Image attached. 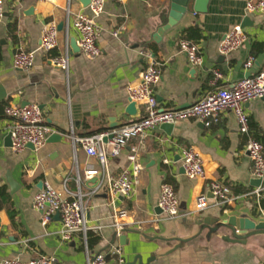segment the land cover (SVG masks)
Wrapping results in <instances>:
<instances>
[{"label": "crops", "instance_id": "1", "mask_svg": "<svg viewBox=\"0 0 264 264\" xmlns=\"http://www.w3.org/2000/svg\"><path fill=\"white\" fill-rule=\"evenodd\" d=\"M248 0H210L206 12L188 11L165 32L160 42L150 40L159 13L169 0H106L99 18L102 28L99 45L102 55L88 59L71 47L76 15L89 12L82 0H4L6 15L0 22V262L19 257L30 260L40 254H53L59 264H87L84 240L76 234L71 241L60 238L62 221L54 215L46 225L42 214L32 206L33 198L45 181L64 191L65 186L77 191V170L84 176L89 166L99 167L82 145L74 146L70 135L86 136L114 130L148 114L145 103H137L136 114L126 112L130 103L127 88L140 81L149 63L144 53H151L162 66V77L155 86L161 108L178 109L193 104L216 87H224L264 69V16L246 12ZM248 40L228 54L219 50L225 34L242 25ZM64 22L59 30V46L51 54L69 50L70 70L53 66L42 52H37L35 65L28 70L16 69V49L38 50L43 26ZM119 31L118 36L114 32ZM187 38L200 46L204 62L193 66L180 50L179 41ZM250 56L255 62L245 63ZM224 77L211 83L213 70ZM38 103L48 125L64 135V142H48L40 150L31 146L14 152L6 146L10 118L7 104ZM251 119L252 134L264 146V100L256 98L245 105ZM247 136L239 131L235 113L224 111L218 122L207 127L188 119L174 124L172 134L161 125L149 131L146 139H132L117 157H110L108 167L113 175L132 166L128 156L133 148L143 169L135 192L129 196L111 197L107 188L96 193L92 189L97 177L84 180L80 189L89 204V224L101 236L93 252L111 253V244L119 218L126 210V225L116 237L114 246L122 248L121 263L114 257L106 264H264V237L248 243H232L220 237L210 239L208 231L198 235L203 219L218 215L221 207L227 214H244L260 218L264 207L261 197L252 192L257 179L245 145ZM195 146L203 155L206 179L190 178L182 165L184 148ZM14 184L12 187L8 180ZM212 179L221 180L231 189L232 200L215 205L209 190ZM171 182L181 202L182 215L168 218L159 211L161 185ZM264 187V179L261 184ZM205 193L210 206L202 212L195 209V199ZM188 212H192L189 214ZM179 238H193L187 242ZM259 240V242H258ZM261 242V244H260ZM152 256H156L153 257Z\"/></svg>", "mask_w": 264, "mask_h": 264}, {"label": "built area", "instance_id": "2", "mask_svg": "<svg viewBox=\"0 0 264 264\" xmlns=\"http://www.w3.org/2000/svg\"><path fill=\"white\" fill-rule=\"evenodd\" d=\"M105 2L106 0H91L87 6L89 12L78 13L73 21V26L78 32L77 44L82 54L88 59H96L102 55V49L99 45L102 32L99 18L105 11ZM246 12L248 15L261 14L264 16V0H248ZM5 15L4 0H0V22L4 20ZM118 35L119 31H115L114 36ZM247 40L248 35L244 27L238 24L225 34L219 50L222 54H228L240 48ZM58 46V24L54 21L46 23L42 29L41 45L38 50L27 51L19 46L14 54L13 66L16 69L28 70L35 65L37 52H42L51 65L62 68L68 74L70 70L69 50H66L64 54H51ZM179 47L188 56L193 66L203 65V54L197 43L182 38L179 41ZM144 55L148 57L149 63L142 72L140 81L129 85L127 92L129 100L147 104L148 114L114 130L101 131L86 136L70 135L74 146L82 145L89 156L98 160L99 167L89 166L85 170L84 176L77 170L76 182L79 186L77 191H71L66 186L64 191H60L50 182L45 181L43 188L33 198L32 206L41 212L43 225L50 222L57 213L60 214L62 221L61 240L71 241L76 234L82 235L87 264H106V255L103 252H93L88 245V232L92 230V227L89 224V204L85 194L80 189L83 179L90 180L97 177L98 182L92 189V193L107 188L113 198L131 196L135 192L143 169V165L139 161L138 149L133 148L128 156L132 166L125 168L118 175H113L110 172L109 159L110 157H117L132 139L144 140L150 130L164 123L175 124L181 120L194 119L209 127L220 120L224 111L231 109L238 120L239 131L247 136L245 150L252 161L253 174L256 178L264 179V146L252 134L250 115L245 108V105L253 99L264 100V69L254 76L245 77L224 87H216L189 107L165 109L161 108L155 91V86L162 77V66L152 57L151 53L146 52ZM254 62V56H250L245 67L250 68ZM223 77V72L214 69L211 83L216 85ZM5 111L10 118L8 132H11V148L14 152L24 151L29 144H32L35 150H40L47 144L49 136L57 132L47 124L45 115L38 103H27L24 106L10 103L6 105ZM111 134L113 137L106 141L105 139ZM181 161L190 178L200 180L207 178L204 157L195 146L183 149ZM263 189L264 187L260 185L252 194L260 198ZM209 190L213 195L215 205L223 206L232 200L231 187L221 180L212 179L209 182ZM158 206L168 218H176L182 215L181 202L175 186L171 182L162 183ZM209 206V198L205 193H201L195 199V209L192 212H202ZM192 212L188 213L191 214ZM116 215L119 220L114 225L118 235H120L126 225L124 220L127 211L119 210ZM260 218L264 219V207L261 208ZM111 252L120 254L119 261L123 262L120 245L113 246ZM59 263L60 259L53 254H40L27 261L19 257L5 258L0 262V264Z\"/></svg>", "mask_w": 264, "mask_h": 264}, {"label": "water", "instance_id": "3", "mask_svg": "<svg viewBox=\"0 0 264 264\" xmlns=\"http://www.w3.org/2000/svg\"><path fill=\"white\" fill-rule=\"evenodd\" d=\"M91 0H82L85 6H87L90 3ZM210 0H169V4L166 8H164L159 15L157 16V20L155 22V29L154 32L151 35L150 40H148V44L151 41L160 42L162 40L163 35L166 31L171 29L173 26H175L182 17L190 10H194L196 12H206L207 7ZM249 17L245 19L242 26H246L248 24ZM64 22H60L58 25V29L61 31L63 30ZM71 47L74 51H79L80 47L77 44V39L75 36H72L70 39ZM5 95L3 94L0 96V99L4 98ZM129 104L127 106L126 112L129 114H136L137 110V103L129 100ZM27 102L23 103L22 106L26 105ZM192 104H185L178 109L189 107ZM204 125V123H202ZM162 129L167 134H172V130L174 127L173 123H164L161 125ZM113 136L112 134L109 135L108 139H111ZM48 142H64V135L61 132H55L51 134L48 138ZM4 143L6 146H12V138H11V132H8L4 138ZM32 148L34 146L32 144H29ZM8 182L13 187V182L9 179ZM263 180L260 178H257L254 181V186H260L262 184ZM228 208L221 207L218 215L216 216H207L203 219V223L200 226V230L198 232V235L203 234L206 230L208 231V236L210 239L215 237H220L222 240L232 243H248L251 238L254 237H264V219L262 218H256L253 216H249L247 213L244 214H230L226 213ZM159 211L162 212V210L159 208ZM57 217H60V214H56ZM122 232V231H121ZM118 236V233L114 235V238L111 242V244L108 246V249H112V247L115 244L116 237ZM122 236L120 235V239L122 241ZM193 238H179L180 241L187 242L189 240H192ZM259 242V240H258ZM261 244V242H260ZM116 258L117 260L120 259V254L118 253H110L106 256V258ZM156 257V256H152ZM136 259L140 260L141 262V255H139ZM133 262L132 264H134Z\"/></svg>", "mask_w": 264, "mask_h": 264}, {"label": "trees", "instance_id": "4", "mask_svg": "<svg viewBox=\"0 0 264 264\" xmlns=\"http://www.w3.org/2000/svg\"><path fill=\"white\" fill-rule=\"evenodd\" d=\"M101 240V236L94 232L93 230H90L88 232V245L90 249H93Z\"/></svg>", "mask_w": 264, "mask_h": 264}]
</instances>
